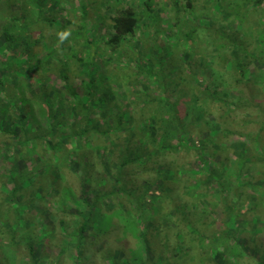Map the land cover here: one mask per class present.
<instances>
[{"label":"trees","instance_id":"trees-1","mask_svg":"<svg viewBox=\"0 0 264 264\" xmlns=\"http://www.w3.org/2000/svg\"><path fill=\"white\" fill-rule=\"evenodd\" d=\"M168 1L174 17L166 26L158 0H0V221L27 226V210L42 221L37 243H28L33 264L49 260L41 250L54 231L46 226L58 206L63 207L61 197L71 195L64 177L68 170L77 179L79 206L69 208L75 226L65 229L59 253L72 252L75 264H83L88 252L110 264H264V245L258 241L264 220L258 214L243 217L237 197L224 205L221 217L201 198L205 179L223 188L226 167H208L203 177L187 185L183 177L191 172L188 162L165 159L194 150L197 162L204 161L210 141L220 149L213 151L215 158L231 145L223 138L236 131L223 118L212 125L215 110L226 109L225 117L240 104L260 102L248 95V78L255 69L243 47L247 42L217 34L227 44L218 42L219 47L209 49L210 56H203L193 45L199 42L198 25L188 18L196 0ZM223 1H217L223 12L229 10L227 4L244 3ZM248 2L260 7L264 0ZM181 14L186 22H180ZM180 24L188 27L179 30ZM65 28L72 35L57 47L56 32ZM136 33L139 38L132 41ZM45 49L42 58L40 50ZM176 58L180 66L173 64ZM208 59L210 65L200 75L198 68ZM183 66L189 77L181 74ZM225 71L234 78L232 99L220 80ZM140 74L154 79L161 95L148 82H139ZM51 75L62 81L59 88L52 85ZM34 103L49 119L47 126L35 118ZM203 122L206 136H193L190 126ZM232 146L239 171L246 165L255 168L253 148H261L264 156V119L253 140ZM10 211L13 221L2 222ZM196 216L209 221L204 225ZM250 222L245 232H251L253 245L239 253L238 246L228 247L227 236ZM64 223L61 218V227ZM127 229L137 235L139 250H127ZM35 246L40 250L34 252Z\"/></svg>","mask_w":264,"mask_h":264},{"label":"rangeland","instance_id":"rangeland-1","mask_svg":"<svg viewBox=\"0 0 264 264\" xmlns=\"http://www.w3.org/2000/svg\"><path fill=\"white\" fill-rule=\"evenodd\" d=\"M217 1L218 0H196L194 12L197 15L194 12L192 14H188V18L191 19L193 23L198 25L197 36L199 42H195L193 45H196L198 48L201 49L203 56H210L209 49L218 46V42L227 44V40L220 41V39H218L216 36L217 34L228 33L234 36H239V39H245L244 41H246L247 43H245L246 45L243 47L247 48V51L250 52L249 58L251 59V67L253 68V70L255 69L252 73L250 72L251 75L249 74V78L248 75L246 77V79L248 78V81L251 80L252 82V91L248 95L258 98L260 102L259 104H240L238 106L239 109H236L234 113L225 117H223V112L226 109L215 110L216 119L212 125L216 124L218 126L220 119L223 118L224 120L226 119V122L231 125V127H233L236 131V134L235 132H230L223 138L224 141H226L227 143H231V145L229 146L226 143V149L221 150L216 158L214 157L213 151L215 153V151L219 149V147L213 146L212 142L210 141L206 144L207 152L205 154L206 159L204 161L198 160L197 162V154L194 150L187 154V156H185V152L182 151L180 153L166 155L165 159L169 161L174 160L177 162H188L187 164L189 165V170L191 172H187L183 177V183L185 182L187 185L191 181L190 179L193 180L197 176L203 177L201 173H207L206 169L208 167L218 166L220 170L222 167H226V169H223L224 174H222L223 177L221 183H223V188L218 187L215 183H213V181L207 180L205 179V177L200 178L205 179V181L200 185V194L202 195V200L207 204V207L208 205H213V207L216 209L217 215H220L221 217L224 205L231 203L232 201H234V197H237L236 199H238V206L241 208L243 217L253 219L255 218L256 214H258V216L261 217L262 220H264V156L261 155V148H253L254 150L252 154L255 155V168L252 167V169H249V167L251 168V166L246 165L242 171H239L236 166L237 163L235 160V148L232 146V144H236V142L244 141L245 138L249 139L250 141L253 140L254 134L259 130L260 123L264 119V114L262 110L264 109V60H262V58L259 60V57L264 56V3L261 4L260 7H258L257 5H255L257 3H249L248 0H244V3L237 1L235 4H227V8H229V10L223 12L218 7L219 2ZM226 1L230 0H224L223 3L225 4ZM158 2V11H160L161 16L163 18V24H166L167 26L169 25V21L172 22V19L174 17L172 3L168 0H158ZM230 12L232 14H230ZM180 17V22H186V19L183 17L182 14L180 15ZM187 27L188 25L184 26L182 24L178 26L179 30H182ZM104 28L106 29V27ZM103 32V29L100 30V35H102ZM138 38L139 35L136 33V35L132 38V41ZM102 39H104V34L102 35ZM97 41L98 38L96 37V44ZM40 51V56L42 55L41 57L45 58L46 56H44V54L46 53V49L45 51ZM153 54H155L154 51ZM195 55V53H192L191 56L194 57ZM209 59L206 61L203 67L198 68L199 72H201L199 73L200 75H202L203 71L207 68L206 65H210ZM212 60L217 63V59H215L214 57ZM122 61L124 63L126 59L123 58ZM173 64H175L176 66H180V62L177 58L176 60H173ZM183 67L181 74H185V76L189 77V75L187 74L188 68ZM221 70L223 71L222 68ZM224 73L225 74L220 78V80L224 82L225 88L229 91L230 97L232 99L236 96V88H233L234 78L232 74H229L230 72L226 73L225 71ZM148 77L143 76L141 74L138 75L139 82H148L149 87L155 92L158 91L157 93L161 95L160 91L156 88V81ZM50 80L53 83L52 85L58 88L60 85H62V81H59L58 78H56L54 75H51ZM50 80H48V85H50ZM33 85H35V81H33ZM121 91H123V89H120L119 92ZM253 91H256V93H254ZM118 103L120 102L118 101ZM116 111L117 109L113 107V112L116 113ZM32 112H34L36 119L42 120L44 125L47 126V121H49V119L47 117L44 118L42 116L41 111H39L38 104H35L33 106ZM199 122L200 121H197V123ZM190 127V133H192L193 136H199L200 138L202 137L201 135H203V137L206 136V123L203 122L200 126L191 125ZM212 127L210 129L214 130L210 132L212 135H215L218 132L217 128ZM258 147H260V145ZM47 153L50 154V152L48 151ZM229 154L232 158H230V160L228 161L227 157L229 156ZM19 156L20 154L18 152L16 154V158H18ZM94 159L97 161V166H99V161L96 158ZM220 159L223 160L221 162L222 164L219 163ZM192 161L193 163H191ZM225 161H228L229 163H224ZM227 164H229V166ZM64 177L68 186H70L72 189H68L72 196L70 195L65 198L61 197L64 202L63 207L58 206V208L55 210L56 215L53 218V222L46 226L49 230L54 231V235L53 237L49 236L45 241V244L47 245L41 251L43 254H49V260H46L41 264H75V261L71 256L72 252L68 250L65 253H59L60 247L65 244V229L71 231L74 229L75 226V216L70 214L69 208L72 209L73 207L79 206V201L77 200V179L75 178V175L68 170L64 174ZM238 177H240V179H238ZM40 179L41 178H39L38 180ZM2 180H0V185ZM238 183H240V185ZM9 187H11V185ZM181 188L184 189L183 186H181ZM3 195L4 192L0 190V197ZM56 197L58 198V195H56ZM258 201H260V204L257 208L255 207V204ZM5 208H8V204ZM81 210L83 212L84 207H82ZM9 213L10 215H8L7 217L5 215V218L4 220H2V222L5 221L6 218L9 220V222H11V220L13 221L14 216L13 214H11V211ZM28 213L29 211L27 210V214L25 215L26 221L29 222L27 226L16 228V226L13 227V223L11 224L12 226H9L2 224L0 221V264H33L29 255L28 243H37V238L43 230L44 224L42 223V221L33 219V217ZM200 215H202V213H200ZM61 218L65 220L64 226L62 227L60 225ZM196 219L204 225H206V223L209 221V218H207L203 220L205 221L203 223L202 220H199L197 218V216ZM115 220L119 221V219L113 217L112 221ZM122 223L124 224L123 221ZM257 224L258 227L261 228V220ZM251 226L252 223L250 222V224H247L246 226L241 228L242 230H240V232L234 230L232 234L227 236L226 240H224L226 241L227 246L231 248H236V246H238L239 253L244 249V246L247 247L253 245L254 240L252 239L253 237L251 232H249L248 230L247 232H245V230ZM9 228H16L18 230L13 233L14 230H9ZM233 228L235 227L233 226ZM169 232L172 235V238L174 239L172 233L173 231L170 230ZM124 234V237L128 238V244H126L127 250H139L140 242L137 238V235L133 234L128 229L125 230ZM244 236L245 239H243ZM258 238L260 239L258 241H262L264 245V231L258 235ZM215 245H219V243H215ZM38 250H40V248L35 246L34 252H37ZM83 264H110V261H101L97 256L93 257L91 252H88ZM112 264H114V262H112Z\"/></svg>","mask_w":264,"mask_h":264},{"label":"clouds","instance_id":"clouds-1","mask_svg":"<svg viewBox=\"0 0 264 264\" xmlns=\"http://www.w3.org/2000/svg\"><path fill=\"white\" fill-rule=\"evenodd\" d=\"M72 35V30L71 28H65L62 30H58L56 32V37H57V47L62 46Z\"/></svg>","mask_w":264,"mask_h":264}]
</instances>
